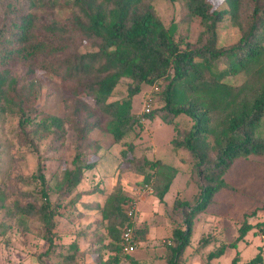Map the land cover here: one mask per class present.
<instances>
[{"label": "trees", "instance_id": "trees-1", "mask_svg": "<svg viewBox=\"0 0 264 264\" xmlns=\"http://www.w3.org/2000/svg\"><path fill=\"white\" fill-rule=\"evenodd\" d=\"M154 1L0 0V12L5 16L0 23L2 111L18 114L22 128L34 125L42 113L38 100L43 80L39 73L54 74L67 83L75 97L68 121L83 148L74 157L73 168L53 176L55 189L45 175L43 162L33 176L21 178L23 183L37 185L42 202L14 200L9 208L6 192L0 189V212L6 209L8 219H18L21 227L24 219L38 223V235L49 245L46 255L58 237V218L66 207L62 200L71 198L86 172L97 167L95 156L101 145L91 134L103 129L113 136L114 144H119L136 123L141 126L132 113V99L146 86L158 85L156 96L161 95L164 102L161 110H153L147 119L153 120L161 112L159 118L175 131L172 147L191 155L199 176L195 205L178 199L174 203L175 211L181 209L183 213L184 226L173 230L165 256L167 264H183L184 254L192 245L195 220L221 190L228 188L224 177L234 163L264 156V138L258 135L264 121V0H188L190 17L198 18L203 27L195 45L184 38L176 39L178 24L172 21L166 27ZM58 11L69 14L63 21L42 18V14ZM226 17L241 32L239 42L227 48L219 46V25ZM221 61L227 65L222 70L217 67ZM241 75L244 79L239 85L228 81ZM123 79L131 80L128 98L112 100ZM82 97L91 99L92 105ZM181 115L193 122L186 132L177 121ZM129 150L133 152V147ZM129 162L133 171L143 176L144 187L154 182L155 197L164 202L177 168L145 157L140 160L133 156ZM97 189L89 193H98ZM54 191L58 194L56 203L50 198ZM28 197L35 199L31 193ZM132 199L118 183L99 209L106 236H99L93 244L95 249L90 250H81L80 244L73 242L70 249L74 252L65 256V262L85 264L87 258L97 256L92 264H120L123 256H130L122 254V234L131 225L127 206ZM75 203L71 198L68 205ZM4 226L1 222L0 228ZM252 231L264 237V221H244L236 241L211 252L206 264L221 258L228 248H237ZM148 232V228H136L137 246L146 240ZM263 253V247L259 248L246 264H264ZM38 262L45 264L42 257ZM231 264H242L240 253Z\"/></svg>", "mask_w": 264, "mask_h": 264}, {"label": "rangeland", "instance_id": "rangeland-1", "mask_svg": "<svg viewBox=\"0 0 264 264\" xmlns=\"http://www.w3.org/2000/svg\"><path fill=\"white\" fill-rule=\"evenodd\" d=\"M153 5L166 27L172 21L178 24L177 40L184 38L191 44H197L203 27L198 18L190 17L188 0H155ZM68 14V11H58L56 14H42V18L47 20L56 18L63 21ZM4 18L3 12H0V23L4 21ZM240 37V29L229 17H226L219 25V46L231 47L239 42ZM226 66V62L221 61L217 67L222 70ZM38 77L43 80V91L38 100L42 113L35 119L33 126L22 128L19 124V115L12 112L4 113L3 101L0 100V183L4 184L2 186L0 184V189L6 192L5 204L9 208H12L11 204L14 200L23 204L33 200L42 202L37 192V185L21 181V178L33 176L40 162H43L45 175L51 187L55 189L56 177L53 176L65 169H72L74 157L83 148L76 131L68 121L72 110L70 106L74 103L75 97L70 94L67 83L54 74L39 73ZM243 79L244 76L241 75L229 77L228 81L239 85ZM130 83L131 80L123 79L115 89L112 100L127 99ZM165 85L166 82L161 86ZM152 88V86H146L139 95L133 97L132 113L138 116L142 125L136 123L122 142L114 144L113 136L103 129L95 130L91 134L92 138L98 140L101 145V149L95 156L97 167L93 171L86 172L84 180L74 190L71 198L76 203L73 206L68 205L71 198L62 200L66 207L61 209L62 215L58 218V237L54 249L49 251V254L46 255L49 245L38 235V223L24 219V225L21 227L18 219L15 221L8 219L6 209L0 212V223L6 224L0 228V264H39L40 257L45 264H69L64 258L67 254L74 252L70 249V245L75 241L80 244L81 250L95 249L93 244L98 237L106 236V224L102 222L99 209L104 205L107 194L111 193L118 183H121L130 198L138 199L140 210L142 199L155 196L154 182L151 185L153 192H145L143 176L135 173L131 168L129 159L133 156L140 160L144 157L155 161L161 160L178 170L174 179V181L177 179V183L167 196L169 202L157 205V208L152 205L150 208L152 211H149L145 218L151 221L153 227V235L149 239L148 247L166 250L167 254L171 246L169 236L172 230L177 225L184 226L183 213L181 209L175 211L174 203L178 199L188 202L191 206L195 205L196 196L199 193L197 183L199 176L197 165L190 160L191 155L187 151L175 150L172 147L171 141L175 137V131L159 118L161 112L155 114L156 118L153 120H148L147 117L144 121L140 119L143 114L145 96L151 92ZM82 99L92 105L91 99L85 97ZM163 106L161 95L156 96L153 110L159 111ZM177 121L182 125L183 132L188 131L193 125L191 119L185 115L179 116ZM102 124L105 128V120ZM258 135L264 138V121L258 130ZM130 147H133V152L128 151ZM123 152H126L127 156ZM93 159L90 158L91 161ZM224 180L228 188L221 190L215 197V203L195 220L196 235L185 257L189 261L192 260L190 264L207 263V253L213 251V246H205L214 244V251H216L225 242H235L244 221L247 220L251 224L264 221V156L237 160L225 175ZM96 188L98 193H89ZM30 193L35 199H29ZM50 198L53 203H56L58 194L55 191L51 192ZM172 201H174L173 204ZM156 212L166 213L164 219L166 216L169 217L171 226L166 221L156 219L158 217ZM146 224L147 221H143V225ZM22 228L28 231L24 232ZM251 250L250 252L247 250L243 255L242 264H246L255 256ZM236 252L234 248L229 249L219 260V264H231ZM93 258L96 259L97 256ZM133 258L134 256L130 255L123 256L122 259H126V264L127 262L131 264L130 261ZM85 262V264H92L88 258Z\"/></svg>", "mask_w": 264, "mask_h": 264}, {"label": "crops", "instance_id": "crops-1", "mask_svg": "<svg viewBox=\"0 0 264 264\" xmlns=\"http://www.w3.org/2000/svg\"><path fill=\"white\" fill-rule=\"evenodd\" d=\"M179 175L181 176V173H179ZM176 183H177V179L172 184V187H171L170 191L173 189V187L176 185ZM170 191H169V193H170ZM169 193L166 195L164 202H160L155 196H151V198L149 197V198H146V199H142L141 200V203H140L141 210L139 209V212H138L137 217H136V222H135L136 228H142V227L146 226L150 231L148 232V235L146 237V240L144 242H141L139 244L138 248H137V251L134 254H132L134 256V258L132 259V261H130L131 264H166V259H165L166 250H156V249H152V248H149L148 247L150 245V240L149 239H151V236L153 235V227H152L151 221L146 220L145 218H146V216H148L149 211L150 212L152 211V210H150V208L152 207V205L155 208H157V205L160 206V205H164L165 203L167 204L169 202V200L167 198V196L169 195ZM149 203L151 204L150 207H149V205H150ZM173 203H174V201H172V204ZM214 203H215V198H214ZM206 211L204 213H206ZM156 213H158V217L156 219H161V221H166V223L169 226H171L170 218L166 216L165 219H164V216L166 215V213H164V212L162 214L160 212H156ZM202 214L199 215L198 218H200L202 216ZM143 215H145V216H143ZM161 216H163V217H161ZM143 221H147V224L146 225H143ZM159 223H161V222H159ZM195 224H197V222ZM196 226L197 225H194L193 238L196 235L195 234ZM172 234H173V230H172L171 235L169 236V238L172 237ZM236 239H235V241H236ZM231 243H234V242H229V243H226L225 242L224 244H231ZM240 244H241V246H239ZM210 246H213L212 247L213 248V251H211V252H215L214 251V248H215L214 244H210V245L205 246V247H210ZM262 247H263V252H264V237L261 236V235L260 236L255 235L254 231H252V232H250L246 236V238L243 241H241L240 243H238L237 244V248H234V249L237 250L236 254L237 253H240V258L242 259L243 255L245 254V252H247V250H249V252H250V250L252 249L251 251L254 252L253 254H255V256H256L258 254V252H259V248H262ZM229 249H233V248H228L226 250V252ZM186 252L184 254L183 264H190L192 262V260L189 261L187 258H185L186 257ZM211 252H209L207 254L209 255ZM226 252H225V254H226ZM236 254H235V256H236ZM93 257H89L88 259H90L93 262V261H95V258H93ZM263 257H264V253H263ZM221 258L213 260L211 262V264H219L220 263L219 260ZM252 259H250V260H252ZM125 260L122 259L121 262H120V264H126ZM250 260H248V262ZM231 263H232V261H231ZM127 264H128V262H127Z\"/></svg>", "mask_w": 264, "mask_h": 264}, {"label": "built area", "instance_id": "built-area-1", "mask_svg": "<svg viewBox=\"0 0 264 264\" xmlns=\"http://www.w3.org/2000/svg\"><path fill=\"white\" fill-rule=\"evenodd\" d=\"M160 91L159 86L156 85L152 88L151 92H149L145 96V101H144V106H143V114L141 116V120L144 121L145 117L149 115L153 109H154V101H155V96L156 94ZM145 192L152 193V187L150 185H146L144 187ZM138 199L133 198L128 206H127V215L128 218L131 222L130 226H127L125 231L122 234V244H123V249H122V254L123 255H131L134 254L137 251V244L135 242V230H136V217L138 214Z\"/></svg>", "mask_w": 264, "mask_h": 264}]
</instances>
